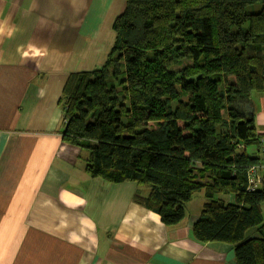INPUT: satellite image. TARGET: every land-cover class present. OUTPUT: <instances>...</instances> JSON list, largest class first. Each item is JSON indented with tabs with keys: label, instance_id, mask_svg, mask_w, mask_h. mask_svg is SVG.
<instances>
[{
	"label": "trees",
	"instance_id": "16d2710c",
	"mask_svg": "<svg viewBox=\"0 0 264 264\" xmlns=\"http://www.w3.org/2000/svg\"><path fill=\"white\" fill-rule=\"evenodd\" d=\"M112 28L104 63L63 85L62 139L86 153L90 177L149 188L134 197L165 226L202 192L195 239L264 264V178L247 188L262 136L224 116L264 89V0H125Z\"/></svg>",
	"mask_w": 264,
	"mask_h": 264
},
{
	"label": "crops",
	"instance_id": "0c3cea01",
	"mask_svg": "<svg viewBox=\"0 0 264 264\" xmlns=\"http://www.w3.org/2000/svg\"><path fill=\"white\" fill-rule=\"evenodd\" d=\"M124 6L0 0V264H235L231 244L193 235L204 200L192 211V197L183 220L165 226L134 197L149 188L90 177L86 153L62 139L63 85L104 63ZM229 104L224 116L264 141V89Z\"/></svg>",
	"mask_w": 264,
	"mask_h": 264
},
{
	"label": "built area",
	"instance_id": "2783aa9c",
	"mask_svg": "<svg viewBox=\"0 0 264 264\" xmlns=\"http://www.w3.org/2000/svg\"><path fill=\"white\" fill-rule=\"evenodd\" d=\"M259 160L250 165L248 169V190H254L262 182L264 178V141L261 142Z\"/></svg>",
	"mask_w": 264,
	"mask_h": 264
},
{
	"label": "rangeland",
	"instance_id": "374dc122",
	"mask_svg": "<svg viewBox=\"0 0 264 264\" xmlns=\"http://www.w3.org/2000/svg\"><path fill=\"white\" fill-rule=\"evenodd\" d=\"M202 200H204V196H203V193L202 192H197L194 194L193 196V199H192V202H191V207L189 208V210H192L193 211V208H200V202H202ZM193 206V208H192ZM263 215V218H264V214L262 213Z\"/></svg>",
	"mask_w": 264,
	"mask_h": 264
},
{
	"label": "water",
	"instance_id": "95a60500",
	"mask_svg": "<svg viewBox=\"0 0 264 264\" xmlns=\"http://www.w3.org/2000/svg\"><path fill=\"white\" fill-rule=\"evenodd\" d=\"M66 125H67V122L65 123V127H66Z\"/></svg>",
	"mask_w": 264,
	"mask_h": 264
}]
</instances>
